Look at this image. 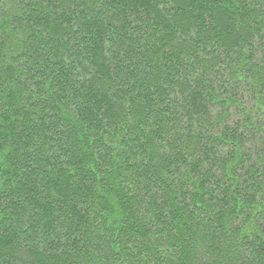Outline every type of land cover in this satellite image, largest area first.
Returning a JSON list of instances; mask_svg holds the SVG:
<instances>
[{"label":"trees","instance_id":"1","mask_svg":"<svg viewBox=\"0 0 264 264\" xmlns=\"http://www.w3.org/2000/svg\"><path fill=\"white\" fill-rule=\"evenodd\" d=\"M0 264H264V0H0Z\"/></svg>","mask_w":264,"mask_h":264}]
</instances>
